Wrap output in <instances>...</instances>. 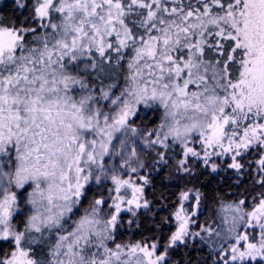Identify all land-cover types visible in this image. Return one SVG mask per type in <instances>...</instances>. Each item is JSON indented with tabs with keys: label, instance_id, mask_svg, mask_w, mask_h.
<instances>
[{
	"label": "snow or ice",
	"instance_id": "snow-or-ice-1",
	"mask_svg": "<svg viewBox=\"0 0 264 264\" xmlns=\"http://www.w3.org/2000/svg\"><path fill=\"white\" fill-rule=\"evenodd\" d=\"M11 5L0 264H184L194 241L204 264H264V0ZM165 169L167 203L148 192ZM204 172L250 184L201 223Z\"/></svg>",
	"mask_w": 264,
	"mask_h": 264
},
{
	"label": "trees",
	"instance_id": "trees-1",
	"mask_svg": "<svg viewBox=\"0 0 264 264\" xmlns=\"http://www.w3.org/2000/svg\"><path fill=\"white\" fill-rule=\"evenodd\" d=\"M11 0H0V10L3 13L11 16ZM168 171L165 169L158 175L153 174V184L148 188L149 199L161 200L163 203H167L163 200L164 197L170 195L171 191H177L173 181L169 180ZM199 190L204 193V200L202 204V214L200 215V222H209L214 218V209L217 204L218 198H223L225 200H232L235 197L231 196V193L242 192L250 184L249 181H245L240 186H237V177L229 173H221L220 175L212 174L209 175L204 172L203 175L199 177L198 180ZM154 193V196L151 195ZM159 207V204H157ZM166 215L165 212H161L157 219H160ZM150 223V220H146L145 224ZM141 231H144L142 226ZM147 234V233H145ZM132 233L125 232L122 239H128ZM139 233L136 234L135 239H139ZM196 247L181 248L177 254L174 255L173 259L176 261H183L187 264V261L191 260V264H204V261L208 258V249L206 246L200 245L198 242L194 241ZM209 264L211 262L209 261Z\"/></svg>",
	"mask_w": 264,
	"mask_h": 264
},
{
	"label": "rangeland",
	"instance_id": "rangeland-1",
	"mask_svg": "<svg viewBox=\"0 0 264 264\" xmlns=\"http://www.w3.org/2000/svg\"><path fill=\"white\" fill-rule=\"evenodd\" d=\"M166 170L168 171V174H169V171H170V170H169V169H166ZM197 171L199 172L200 170H199V169H197ZM183 183H184V181H181V184H183ZM198 184H199V183H198V182H196V187H198ZM189 186H191V185H189ZM198 188H199V187H198Z\"/></svg>",
	"mask_w": 264,
	"mask_h": 264
}]
</instances>
